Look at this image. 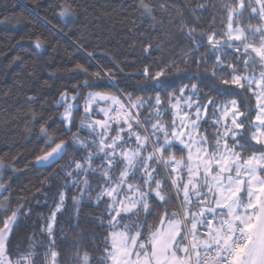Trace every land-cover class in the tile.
<instances>
[{
  "label": "trees",
  "instance_id": "obj_1",
  "mask_svg": "<svg viewBox=\"0 0 264 264\" xmlns=\"http://www.w3.org/2000/svg\"><path fill=\"white\" fill-rule=\"evenodd\" d=\"M243 1L234 25L245 33L231 39L229 14L240 0H0V235L11 264H112L115 231L147 253L164 220L182 222L176 250L190 260L188 230L198 233L208 218L218 236L240 225L196 212L205 196H184L188 151L164 142L184 89L208 113L197 134L210 152L222 138L218 108L232 100L240 128L228 144L243 157L264 152L253 139L258 89L246 79L262 69L255 52L264 45V5ZM64 93L76 97L70 125ZM92 94L131 106V128L109 125L105 102L88 110ZM63 144L61 161L38 165ZM170 156L185 163L172 167ZM136 191L145 202L116 216L115 195L121 203Z\"/></svg>",
  "mask_w": 264,
  "mask_h": 264
},
{
  "label": "rangeland",
  "instance_id": "obj_2",
  "mask_svg": "<svg viewBox=\"0 0 264 264\" xmlns=\"http://www.w3.org/2000/svg\"><path fill=\"white\" fill-rule=\"evenodd\" d=\"M257 3L264 5V0H257ZM239 7L236 10L230 11L229 32L231 39H239L243 37L245 32L241 28L234 25L239 21L238 14L245 8L243 0H240ZM68 6H65L61 16L64 20H68ZM66 11V13H65ZM254 25H251V27ZM255 54L261 58L262 69L259 73L247 75L246 79L249 83L257 86L258 94V110L259 113L255 119V129L253 139L264 144V45L256 50ZM186 90L181 91L174 102V114L176 117L177 128L174 132L166 137L165 144L176 143L182 144L187 149L188 164H187V183L183 186L185 197L195 195L194 200L201 197L205 199L201 203L194 204L196 212L204 214L211 212L218 214L223 223L230 226L237 224L245 228L249 235L250 243L244 251L245 264H264V152L255 153L254 155L243 157L236 149L230 147L228 138L237 134V129L240 128L238 120L240 119V111H238L236 101L222 102L218 110L220 112V125L222 126V138L220 147L215 152H210L208 146L203 142L197 134V128L200 120L208 115L205 108L200 105L195 99L193 93L182 95ZM90 101H87L85 107L88 110L92 109L94 102H105L104 111L107 117V123L117 122L118 125L126 124V129H130L132 123L133 108L123 103L117 96L106 94H92ZM75 95L64 93L61 96L60 104H64V119L67 124L72 122V113L77 107ZM99 127H106V123L98 122ZM108 133L109 128L106 130ZM141 144H145V138L141 133L135 135ZM124 140L122 135L114 137L108 144L113 149L117 142ZM129 152V153H128ZM130 150L123 153L124 156H129ZM172 156V155H171ZM169 164L172 167H181L185 162L178 161L171 157ZM4 167L0 162V170ZM8 167V165H7ZM0 173V194L5 189V184L1 179ZM181 177V172L176 173L175 178L178 180ZM181 179V178H180ZM205 186L203 189L202 187ZM120 188V186H118ZM200 191V192H198ZM191 192L193 194H191ZM115 195L118 207L116 216L119 212H128L140 202H145L141 194L134 192L130 195H123L121 203L119 196ZM211 195V196H210ZM191 199V198H190ZM192 200V199H191ZM192 202V201H191ZM222 213H225L222 215ZM200 214V213H199ZM200 214V215H201ZM203 215V216H204ZM8 224V223H6ZM3 237L0 235V243L3 246V254L5 261L9 264L7 250H5ZM112 245V264H123L126 259L133 258L135 252L138 251L136 240H129L128 235L123 231H115L113 233ZM184 249V248H183ZM182 249V250H183ZM186 249V246H185ZM148 253V252H147ZM151 254L144 255L150 257ZM253 255V256H252ZM187 256L181 259V262L188 263ZM158 264H166L164 255L157 257ZM155 262V258H154Z\"/></svg>",
  "mask_w": 264,
  "mask_h": 264
},
{
  "label": "built area",
  "instance_id": "obj_3",
  "mask_svg": "<svg viewBox=\"0 0 264 264\" xmlns=\"http://www.w3.org/2000/svg\"><path fill=\"white\" fill-rule=\"evenodd\" d=\"M7 226L8 224L5 227ZM214 227L215 219L208 218L207 223L198 229V233L188 230L190 264H234L235 255L249 246V235L242 225L223 228L221 236L217 235ZM2 249L0 243V264H9L4 259Z\"/></svg>",
  "mask_w": 264,
  "mask_h": 264
},
{
  "label": "crops",
  "instance_id": "obj_4",
  "mask_svg": "<svg viewBox=\"0 0 264 264\" xmlns=\"http://www.w3.org/2000/svg\"><path fill=\"white\" fill-rule=\"evenodd\" d=\"M183 230V224L181 221H163L156 233L152 237V249L148 253L135 252L133 258L126 259L123 264H158L157 257L164 255L166 264H190L185 261L181 262V259L185 258V248L182 250L183 256L177 253L176 245L177 240L180 237ZM151 254L150 257L144 255ZM253 256V255H252ZM155 258V262H154ZM234 264H245L244 251L239 252L234 257ZM253 260L250 259L252 264Z\"/></svg>",
  "mask_w": 264,
  "mask_h": 264
},
{
  "label": "water",
  "instance_id": "obj_5",
  "mask_svg": "<svg viewBox=\"0 0 264 264\" xmlns=\"http://www.w3.org/2000/svg\"><path fill=\"white\" fill-rule=\"evenodd\" d=\"M66 149L67 147L65 144L55 147L50 153L43 155L38 160V165L40 167L53 166V164L58 163L63 159L67 153Z\"/></svg>",
  "mask_w": 264,
  "mask_h": 264
}]
</instances>
